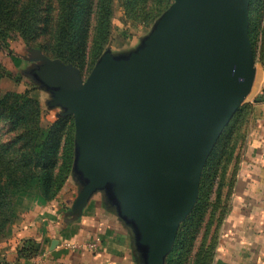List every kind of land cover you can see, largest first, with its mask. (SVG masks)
Here are the masks:
<instances>
[{"label": "water", "instance_id": "obj_1", "mask_svg": "<svg viewBox=\"0 0 264 264\" xmlns=\"http://www.w3.org/2000/svg\"><path fill=\"white\" fill-rule=\"evenodd\" d=\"M249 1L173 0L134 48L105 49L85 77L39 49L21 57L46 108L73 121L78 189L66 221L100 194L135 264H166L205 163L251 91Z\"/></svg>", "mask_w": 264, "mask_h": 264}, {"label": "trees", "instance_id": "obj_2", "mask_svg": "<svg viewBox=\"0 0 264 264\" xmlns=\"http://www.w3.org/2000/svg\"><path fill=\"white\" fill-rule=\"evenodd\" d=\"M173 0H122L132 19L151 23ZM112 0H0V49L10 51L8 40L16 34L28 47L40 49L50 58L84 67L89 51L90 66L104 51L109 34ZM248 36L253 56L259 32L264 35V0H250ZM261 27V28H260ZM0 70L3 68L0 66ZM263 94L257 101H264ZM240 110H236L235 114ZM41 108L27 95L0 98V237L13 217V206L21 194L44 201L55 198L71 175L73 121L59 117L50 126L40 124ZM232 133L227 127L218 138L202 171L197 202L180 225L166 264H190L195 235L203 221L212 182ZM32 189L38 193L32 194ZM10 218L8 219V217ZM8 225V224H7ZM39 246L24 242L18 257L30 259ZM210 263V262H209Z\"/></svg>", "mask_w": 264, "mask_h": 264}, {"label": "crops", "instance_id": "obj_3", "mask_svg": "<svg viewBox=\"0 0 264 264\" xmlns=\"http://www.w3.org/2000/svg\"><path fill=\"white\" fill-rule=\"evenodd\" d=\"M261 88L256 95L261 94ZM250 127L241 150L234 194L221 224L215 264H264V101L252 102ZM20 215L11 235L0 241V264H134L130 237L114 216L94 196L81 218L68 223L64 212L72 201L70 189L50 201L21 194ZM99 240L95 251L73 250L65 242ZM32 240L39 246L30 259L18 257V249ZM135 260V259H134Z\"/></svg>", "mask_w": 264, "mask_h": 264}, {"label": "rangeland", "instance_id": "obj_4", "mask_svg": "<svg viewBox=\"0 0 264 264\" xmlns=\"http://www.w3.org/2000/svg\"><path fill=\"white\" fill-rule=\"evenodd\" d=\"M152 23L148 20L144 21V20L132 19L124 11V8L122 6V0H112L110 23H109V34H108L107 42L104 45V50L109 48L112 52L119 53L134 48L139 43L140 38L145 36L149 32ZM263 26L264 24L262 23L261 27ZM8 44L10 51L0 49V66L3 68V70H0V98L6 95H13V94L27 95L29 98L37 102V104H39L42 110L40 117V124L43 126V128H46L51 124H53L57 118H59L56 116L59 110L58 109L48 110L45 106V101L48 98V94L45 93L44 91L39 90L34 84H32L29 81L28 78H26L22 74L23 70H25L30 65V62L23 60L21 57L28 56L30 49H38V48L26 46L24 42L16 34H12L10 36L8 40ZM253 58H254V66L256 69L254 83L251 88V91L244 99L243 103L240 105V110L233 115L231 121L226 126V128L228 126L229 127L231 126L232 129L230 142L227 145L226 153L223 155L221 159V163L218 166L216 174H212L214 178L212 182V187L210 188L209 195L206 200L207 206L206 208L204 207L201 211H199V212L204 211L203 212L204 218L195 235V240L193 242L192 250L190 252V258H189L190 264H215V254H216L219 230L225 218V215L229 210V201L234 194L235 183L237 178V169L241 165L240 163L242 159L241 150H242L243 142L246 137L250 136L253 133L254 130L251 129L250 127L251 115L253 113L252 102L253 103L259 102L257 101V99L260 97V95H256V91L259 88H261V91L263 92L264 89V35L262 31L259 32L258 40L256 44V53L255 56H253ZM50 59H58V58H50ZM84 63H85L84 67L82 69H79L77 66L74 65L79 69L83 77L87 76V74L90 72V70L94 65L93 63V65L90 66V57L88 50H86L84 55ZM73 134H74V129H73ZM66 188L68 190L70 189L74 200L77 194L78 186L72 179L71 175L67 179L61 191ZM29 191H31L32 194L38 193L36 189H32ZM94 196H96V198L101 199L100 194H96ZM105 209L114 216L111 210L107 208ZM12 210H13V217L12 219L10 218V216L8 217V219L10 218L11 221L5 223L4 225L6 226L5 231L3 232V235L0 237V241L4 240L5 238L11 235L10 234L11 228L19 220V215H20L19 207L17 205L16 206L14 205ZM114 218L116 219L115 216ZM130 246H131V242H130ZM134 259L135 257L133 255V263L135 264L136 259L135 260Z\"/></svg>", "mask_w": 264, "mask_h": 264}, {"label": "built area", "instance_id": "obj_5", "mask_svg": "<svg viewBox=\"0 0 264 264\" xmlns=\"http://www.w3.org/2000/svg\"><path fill=\"white\" fill-rule=\"evenodd\" d=\"M99 246V240L98 239H93L90 241H83V242H65L64 247L68 249H73V250H89V251H95L97 250ZM55 264H69L66 261H58Z\"/></svg>", "mask_w": 264, "mask_h": 264}]
</instances>
